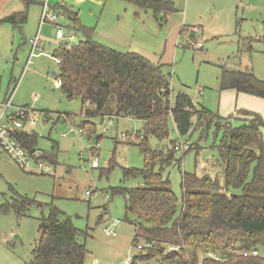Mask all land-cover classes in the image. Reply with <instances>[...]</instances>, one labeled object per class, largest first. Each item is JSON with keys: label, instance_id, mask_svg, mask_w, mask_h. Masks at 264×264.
<instances>
[{"label": "rangeland", "instance_id": "obj_1", "mask_svg": "<svg viewBox=\"0 0 264 264\" xmlns=\"http://www.w3.org/2000/svg\"><path fill=\"white\" fill-rule=\"evenodd\" d=\"M17 1L21 4L20 11L27 12L26 22L20 27L0 24V105L10 98L13 106L9 112L25 105L35 110L37 122L34 126L26 125V130L37 135L35 147L43 154L53 155L56 164L44 160L49 171L33 173L22 170L0 153V207L19 197L34 201L21 217L13 208L7 212L0 210V264H31L32 250L39 238V219L47 216L50 204L60 211L61 220L69 219L85 232L80 237L88 250L85 264H122L127 256H137L140 251L133 242V226L124 220V197L112 195L110 188L142 185L140 177L123 181L122 168H143L144 157L138 145L127 144L129 140L121 138L122 133L129 138L141 131L142 122L131 117H115V99L109 96L103 115L91 119L96 129L93 137L88 138L86 132L77 133L85 121L80 115L81 101L68 100L52 74L58 70L57 61L51 57L57 44L56 25L48 21L40 24L42 7L56 14L55 23L62 26L67 41L71 35L73 41L83 37L71 31L72 22L61 12L62 7L76 13L83 25L93 28V39L121 52H136L154 63L164 64L172 89L171 106L176 93L182 91L193 100L198 97L197 109L205 108L220 118L232 115L229 124L236 127L242 124L243 115L239 119L235 117L241 109L256 112L264 119V99L232 89L220 90L219 76L222 68H228L249 70L264 80V0H171L175 11L159 21L150 10H140L123 0ZM14 2L0 8V18L8 15ZM38 30L40 49L30 56L29 40ZM248 37L252 38V50L239 52ZM199 41L203 42L202 48H195ZM33 95L38 96L36 101ZM44 112L52 120L45 122ZM70 126L75 133L63 136ZM203 126V121L195 123L189 134L179 136L169 120L171 139L179 136L182 142L200 148L198 152L194 147L185 153L177 151L175 158L181 160L164 172L178 198L183 195L180 172L214 176L217 171L212 165L218 159L217 145L224 131L211 123L204 133ZM261 135L264 140V128ZM148 142L151 149L170 147L168 142H158L152 136ZM93 157L98 161L97 168L90 167ZM112 157L114 166L109 172L101 173ZM87 190L93 192L86 195ZM104 194L109 198L105 199ZM104 228L112 229L115 235ZM257 251L264 257V248ZM132 263L156 264L138 259Z\"/></svg>", "mask_w": 264, "mask_h": 264}, {"label": "trees", "instance_id": "obj_2", "mask_svg": "<svg viewBox=\"0 0 264 264\" xmlns=\"http://www.w3.org/2000/svg\"><path fill=\"white\" fill-rule=\"evenodd\" d=\"M123 1L140 10H150L157 21L175 11L171 0ZM61 12L72 22L71 31L83 38L58 42L51 57L57 61L55 77L63 94L68 100L79 98L81 101L80 115L85 118L81 127L83 133L86 132L88 138L93 137L96 129L91 119L103 115L109 96L115 99V117H131L142 122L141 131L127 137L129 141L125 143L138 145L144 166L122 168L123 181L140 177L142 185L110 188L112 195L124 197V220L133 226L135 245L139 241L149 244L139 250L132 261L264 264V257L259 254L243 255L264 248V140L261 135L264 119L256 112L241 109L235 117L239 119V115H243L242 124L232 126L229 124L232 115L220 118L205 108L197 109V102L193 104V99L182 91L176 93L171 106L172 89L164 64L154 63L136 52H121L104 45L93 39V28L83 25L76 13L66 7H62ZM26 20L27 12L23 9L0 18V24L20 27ZM250 41L252 38L248 37L239 52L252 50ZM219 88L264 99V80L249 70L222 68ZM43 117L45 122L52 120L48 112H44ZM66 119L73 121L71 117ZM169 120L179 136L189 134L195 123L201 121L204 133L211 123L217 130L223 128L224 131L217 145L218 159L212 165L217 168L215 175L180 172L181 198L171 189L168 175H164L169 166L181 160L175 158L174 144L179 136L177 139L169 137ZM56 121L58 119L54 123ZM150 136L158 142H168L170 147L151 149ZM14 137L26 150L36 149L34 132L18 129ZM193 147L197 152L200 149L197 144H188L182 152ZM53 158V155H41L43 161L55 165ZM114 164L112 157L101 173L109 172ZM230 188L238 191L228 192ZM33 204L34 201L19 197L2 204L0 210L7 212L13 208L21 217ZM48 207L47 216L39 219V238L32 250L31 264H85L88 250L85 241L80 240L85 232L69 219L61 220L55 206ZM168 246L175 248L167 250Z\"/></svg>", "mask_w": 264, "mask_h": 264}, {"label": "built area", "instance_id": "obj_3", "mask_svg": "<svg viewBox=\"0 0 264 264\" xmlns=\"http://www.w3.org/2000/svg\"><path fill=\"white\" fill-rule=\"evenodd\" d=\"M56 14L48 13L46 7H42L40 24L43 22H55ZM55 39L58 42L65 41L64 32L62 27L57 26L55 29ZM74 40V37L71 35L68 37V42ZM31 49L30 56H34L36 50L40 49V36L39 32L30 40ZM67 41V40H66ZM195 47H202V42H196ZM200 94L202 92H199ZM38 98L37 95H33V101H36ZM193 104L196 103V98L192 101ZM10 98L0 105V153L6 154L19 168L22 170H26L33 173L45 174L49 171V165L44 164V161L41 159L42 151L40 149H33L31 151L26 150L21 143L14 137V132L18 129L26 130V125L34 126L37 122V118L35 116V110L28 108H21L16 106L12 112L8 110L12 107ZM70 133H75V130L72 126L66 131L63 132V136H68ZM77 133H83V129L80 128ZM121 138L123 140L127 139V136L123 133L121 134ZM97 147V143L95 144V148ZM174 148L177 151H183L188 148V143L182 142L181 140H177L174 144ZM98 161L96 157H93L90 162L91 168L98 167ZM92 190H87L86 195H90ZM104 198L108 199L109 195L104 194ZM105 232H108L112 235H115V232L110 228H104ZM149 246L148 243L136 245L138 250H142L143 248ZM175 247L168 246L167 250H172ZM209 256H212L211 253H208ZM243 255H258L257 250H251L250 252H244ZM133 256H127L122 264H131ZM200 264V263H199Z\"/></svg>", "mask_w": 264, "mask_h": 264}, {"label": "crops", "instance_id": "obj_4", "mask_svg": "<svg viewBox=\"0 0 264 264\" xmlns=\"http://www.w3.org/2000/svg\"><path fill=\"white\" fill-rule=\"evenodd\" d=\"M13 0H0V8L1 9H3L4 7H6V6H8V5H10V3L12 2ZM20 9H21V4H20V2L19 1H17L16 0V2H14L13 3V5L9 8V13H8V15H10V14H12V13H14V12H18V11H20ZM7 14H6V16H8ZM41 17V16H40ZM56 22V21H55ZM55 22H51V23H54L56 26H60V27H62L61 25H59V24H57V23H55ZM38 32H40L39 30L37 31V33ZM36 33V34H37ZM73 36V35H72ZM201 92V91H200ZM237 93V92H236ZM248 95V94H247ZM251 96V95H250ZM196 102H198V97H196ZM113 116H111V118H112ZM4 154V153H3ZM6 155V154H5ZM93 192V191H92Z\"/></svg>", "mask_w": 264, "mask_h": 264}, {"label": "water", "instance_id": "obj_5", "mask_svg": "<svg viewBox=\"0 0 264 264\" xmlns=\"http://www.w3.org/2000/svg\"><path fill=\"white\" fill-rule=\"evenodd\" d=\"M52 74L55 75V72H53Z\"/></svg>", "mask_w": 264, "mask_h": 264}]
</instances>
